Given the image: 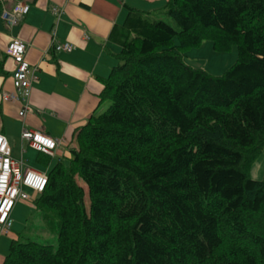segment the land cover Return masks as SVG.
<instances>
[{"label":"trees","instance_id":"trees-1","mask_svg":"<svg viewBox=\"0 0 264 264\" xmlns=\"http://www.w3.org/2000/svg\"><path fill=\"white\" fill-rule=\"evenodd\" d=\"M164 8L179 31L129 9L99 96L111 105L33 202L57 250L18 238L4 264H264V180L249 177L264 151V0ZM205 41L238 48L222 76L183 60Z\"/></svg>","mask_w":264,"mask_h":264},{"label":"crops","instance_id":"crops-1","mask_svg":"<svg viewBox=\"0 0 264 264\" xmlns=\"http://www.w3.org/2000/svg\"><path fill=\"white\" fill-rule=\"evenodd\" d=\"M166 2L9 0L5 3V8L28 5L30 12L13 28L7 27L0 17V58L7 57L6 48L13 40H21L27 48L26 61L37 69L28 101L30 111L23 118L20 117L22 103L2 99L4 93L14 91L16 64L12 59L6 62L8 76L0 79V135L7 139L15 161H24L26 170L47 174L41 168L47 160L45 155L22 141L24 130L63 141L53 158L47 156L51 164L72 157L76 131L103 107L99 99L104 90L103 79L117 66L115 56L121 51L118 27L123 26L130 8L153 17ZM53 38L59 43L72 44L74 50L70 53L49 50ZM18 148L19 156L15 153ZM9 238H0V264H4L12 241L18 239L14 230Z\"/></svg>","mask_w":264,"mask_h":264},{"label":"built area","instance_id":"built-area-1","mask_svg":"<svg viewBox=\"0 0 264 264\" xmlns=\"http://www.w3.org/2000/svg\"><path fill=\"white\" fill-rule=\"evenodd\" d=\"M9 0H0L2 11L0 17L9 28L16 27L30 12V7L25 4H15L11 8H5ZM57 14V10H54ZM55 53H70L74 46L70 43H59L53 38L50 45ZM26 45L21 40H13L6 48L5 54L16 64L13 73L12 93H4L2 99L5 102L22 103L20 117H25L30 111L28 101L31 95V87L35 78L36 68L32 67L25 59ZM22 141L38 153L54 157L57 149L63 141L50 138L40 132L24 130ZM24 161H15L7 139L0 135V237L8 235L13 227L12 212L19 201H30L38 198L48 185V176L25 169ZM33 191V196H27L24 191Z\"/></svg>","mask_w":264,"mask_h":264},{"label":"rangeland","instance_id":"rangeland-1","mask_svg":"<svg viewBox=\"0 0 264 264\" xmlns=\"http://www.w3.org/2000/svg\"><path fill=\"white\" fill-rule=\"evenodd\" d=\"M157 8L159 9L160 6ZM152 18L163 20L179 31L175 22L165 14L164 7L157 11ZM176 43L178 44V41H176ZM237 59L238 48L236 46H232L229 51L218 52L214 49L212 41H205L200 47L186 52L183 57L184 62L188 66H191L194 69L206 71L215 77L222 76L227 70L237 63ZM110 105V103L105 102L101 110H99L96 115L105 113ZM15 153H18L17 156H19V148L15 151ZM54 165L55 163H52L51 167L41 166V168L44 169L46 173H49ZM249 177L255 181L264 180V151L250 167ZM24 193L27 196H30L29 191L25 190ZM12 217L14 221L13 230L15 231L16 238H19L21 242L31 240L44 245H50L53 247L54 251L57 250V235L46 231L40 214L37 212L31 201H19L13 211ZM7 238H9V236H7Z\"/></svg>","mask_w":264,"mask_h":264}]
</instances>
